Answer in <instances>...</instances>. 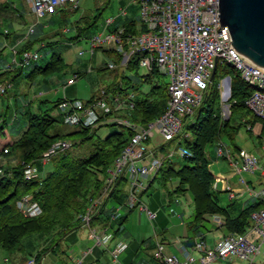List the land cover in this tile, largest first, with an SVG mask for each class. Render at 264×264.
I'll return each instance as SVG.
<instances>
[{"label":"built area","instance_id":"1","mask_svg":"<svg viewBox=\"0 0 264 264\" xmlns=\"http://www.w3.org/2000/svg\"><path fill=\"white\" fill-rule=\"evenodd\" d=\"M29 3L35 22L26 28L23 36L14 45H0V50L8 48V57L1 61L0 71H14L18 68L30 67L40 57L38 49L18 52L19 44L28 41L36 34V25L46 14L71 4L77 7L81 0H26ZM138 30L127 32L126 27L113 28L117 17L125 13L120 9L118 14L104 19L101 29L88 40V49L81 50L79 55L95 49L106 47L124 54V67L120 66L121 75L133 55H138L139 66L150 73L156 70L167 76V102L165 110L146 124H136L125 117L118 116L121 111L130 110L135 105V94L128 93L121 99V81L114 90L103 87L92 100H69L60 98L56 104L57 112L64 124L68 126H96L100 123H120L132 132L129 140L106 168L102 193L80 215L81 226L86 227L92 244L82 253L71 257L68 264H83L85 257L94 246L107 249L112 261L116 262L119 255L127 248V242L118 238L114 245L112 221L116 217L117 208L108 209L109 220L106 225H92V216L98 212L100 205L108 199L119 177L126 178V199L124 205L128 209H136L145 213L151 221L156 212L142 201V193L153 182L165 161L173 157H190L191 153L182 147L184 140L191 139L186 125L194 123L195 110L200 106L203 94L210 84V76L218 62L232 65L240 77L250 86L251 93L245 99V106L257 118L264 120V70L251 60L231 47V37L227 26L219 29L217 14L219 0H138ZM9 31L3 28L1 34L6 36ZM122 63V62H121ZM107 67L114 69L116 64L107 62ZM90 70V69H88ZM80 77L73 74L67 83ZM12 87V82H0V94H5ZM102 116L101 120L99 117ZM1 122V119H0ZM72 140L62 138L52 142L40 155L39 161L46 163L52 156L68 149ZM7 151V147L3 148ZM261 155L239 148L237 151L218 140L215 145V159H225L233 175L244 185L243 190L256 201L264 203V183L259 188L247 184L245 173H254L261 169L264 178V165ZM264 160V146H263ZM209 170V168H208ZM27 178H34L38 171L34 163H26L23 168ZM211 173V171L209 170ZM212 174V173H211ZM213 175V174H212ZM1 176V169H0ZM213 188H220L233 198L236 191L231 188L225 178L213 175ZM17 207L27 216L41 213L40 205L31 196H24L17 201ZM106 208V207H105ZM178 216H181L180 214ZM250 226L243 233L229 232L208 244L205 237L198 233L192 246L179 244L178 253H167L162 241L153 232L155 247L153 257L161 264H214L217 260L236 259L244 264H255L258 256L264 257V205L250 213ZM214 221L224 224L221 217ZM254 236L251 238L250 236ZM23 264H41L35 256L27 258Z\"/></svg>","mask_w":264,"mask_h":264},{"label":"trees","instance_id":"2","mask_svg":"<svg viewBox=\"0 0 264 264\" xmlns=\"http://www.w3.org/2000/svg\"><path fill=\"white\" fill-rule=\"evenodd\" d=\"M56 10L63 12L64 15H71L72 12L78 10V6L74 7L68 4ZM97 11V14L94 15L80 14L78 19H76V22H80V25L78 23L75 25L77 34L70 37V40H78L84 31H88L95 26L102 13V8H97ZM11 12L12 9H10L8 4L0 3V17H12ZM134 25L133 22L127 23L125 25L127 32L135 33L137 30ZM59 33L60 31H55L53 36ZM37 41L38 39L28 40L19 47L18 52L21 53L23 50L32 49ZM56 43H58V40L47 41L45 46L52 49V46ZM101 50L110 52L112 62L116 65L121 64L124 54H115L111 52V49L104 47ZM50 55V60L44 65L33 63L30 67H21L14 71H0V82H12L17 75L25 70L27 71L25 76L32 81L38 75L51 74L59 70L62 65H65L64 58L60 52L53 51ZM138 67L137 58L127 64V69L130 70ZM104 68H108L107 62H103L100 65V69ZM117 68L118 66L114 69ZM156 73L158 72L153 70L146 75H141L140 80L150 83L152 74ZM227 76L230 79L229 96L227 98L230 114L227 119H223L221 113L222 98L219 89L220 81L215 83L213 81L215 77L221 80ZM123 79L126 80L125 84L127 86L132 84L131 76L121 75L118 69L113 81L106 88L114 90L119 80ZM141 92L142 94L135 99V105L131 111L132 114L129 115L128 112L127 114H118V116L142 125L165 110L168 99L166 83H152L147 91ZM250 93V86L240 77L238 71L232 65L218 62L210 84L203 94L202 102L195 110L194 123L186 125V129L191 133V139L184 140L182 144L191 153V156L183 158L184 162L180 165H176L170 160L165 161L155 176L157 178L159 175L160 181L164 186L171 180H177L173 192H190L192 196L193 221L196 224L203 219L205 214L218 213L224 215V231L226 233L245 232L251 223L250 213L260 208L264 203L262 201L255 202L240 210L237 214L229 212L231 204L221 205L214 194V191H216L213 188L214 178L208 170L210 159L205 152V148L222 137H226L233 144V147H236L234 136L243 124L250 126V128L246 129L250 134L253 126L259 124L260 132L258 137L264 135V120L255 117L244 103ZM59 100L60 98L54 102L53 107L56 106ZM88 100H92V97ZM101 118L103 117L100 116L99 120ZM59 122L64 124L61 116L53 117L48 109L37 112L27 111V126L24 131L15 140L5 144V147H7L6 152L3 149L0 150V169L3 170V174L0 176V247L4 250L14 251L20 249L21 239L30 233L47 234L48 237L57 234L62 237L70 231L79 228L81 224L80 215L102 193L106 168L119 154L132 134L129 128L123 124L116 122L106 123L118 125L120 129L114 130L103 139H99L95 144H92L93 148L89 156H74L69 153L68 149L60 151L51 157L52 169L46 172L42 178H26L23 173L25 164L35 163L41 153L52 142L62 138L72 140L70 136L73 135L80 136L79 142H84L90 139L92 133L102 125L76 126L71 132H63L56 127V123ZM6 123L5 117L0 125L1 133H3ZM76 143L72 140V145ZM125 180V177L117 179L108 199L100 205L98 212L92 216V225L103 226L108 223L109 214L107 210L109 208H107V204L109 202L124 203L127 195ZM26 195H30L32 200L40 205L41 213L39 215H24L17 207V200ZM122 222L120 219L116 221V225L113 228L114 235H117L121 230ZM53 239L50 246H55L57 243ZM45 249L46 246L35 253V258L38 262H40Z\"/></svg>","mask_w":264,"mask_h":264},{"label":"rangeland","instance_id":"3","mask_svg":"<svg viewBox=\"0 0 264 264\" xmlns=\"http://www.w3.org/2000/svg\"><path fill=\"white\" fill-rule=\"evenodd\" d=\"M14 3L18 4L21 9H26L28 3L26 0H13ZM9 3L12 0H8ZM119 5L118 0H81L78 10H75L70 15V21L63 24H56L53 28L55 31H60L58 35L52 36L55 37V40H58V43L52 46V49L48 46H40V41L35 43L32 49H38L40 57L36 60V64L44 65L50 59V54L53 51L60 52L64 58L65 65H62L59 70L48 74V75H38L34 80H29L25 74L26 70L16 76L12 81L13 86L5 94H0V119L2 120L6 117V125L3 129L4 134L0 132V139L4 136L11 137L12 140H15L27 126V111L37 112L39 110L48 109L50 115L53 117H58L59 113L57 112L56 106L53 107L54 102L59 98H67L69 100H83L87 101L90 97L97 95L99 91L106 87L110 82L113 81L114 76L118 73L119 66H125L124 61L118 66L117 69L104 68L100 69V65L103 62L112 61L110 52H103L101 49H95L93 55H90L89 52H84L82 55H79L81 50L88 49V40L91 38L97 27H100L103 24V19H105L109 14L118 11L120 6L122 9L127 7V16L125 17L127 21L133 22L135 25H138V15L139 9L137 10V0H122V3ZM102 8V13L98 18L94 27L90 28L88 31H84L78 41L76 42H67L70 40V37H73L77 34V27H75L76 22L80 14L87 13L89 15L97 14V8ZM125 7V8H124ZM19 8V7H18ZM89 8L90 10L85 11L84 9ZM96 8V9H95ZM53 12V11H52ZM115 13H113L114 15ZM53 14L48 13L42 19L46 20L51 17ZM24 24L23 29L27 28L29 25L35 22V17L31 13H28L26 10L24 15ZM33 20V21H32ZM31 22V23H30ZM30 23V24H29ZM29 24V25H28ZM125 24V23H124ZM80 25V24H79ZM38 24L36 25L37 30ZM65 29L63 32L62 30ZM96 28V29H95ZM101 29V28H99ZM22 30V29H21ZM62 31V33H61ZM49 36V40L52 38ZM46 39V42L49 41ZM111 52L119 54L114 49H111ZM122 54V53H121ZM90 69V70H88ZM79 74L80 77L71 83H67L69 79L72 78L73 74ZM121 73V71H120ZM126 73V74H125ZM149 72L143 66H139L136 69H127L124 70L126 76H131V85L125 84V79L120 80L122 92L120 98L123 99L128 93H134L135 99L138 95H141L142 92L147 91L150 86L155 83L164 84L167 82V76L159 73L152 74L151 82L145 83L141 81L140 76L146 75ZM124 75V76H125ZM220 81L219 89L221 93V113L223 119H227L230 114L229 102L227 100L229 96V86L227 78L218 80V77H215L214 83ZM132 109L121 111L120 114H132ZM131 112V113H130ZM14 120V121H13ZM98 127L94 133H92L91 138L79 142L81 137L77 135L70 136L73 141L77 142L76 144L70 146L68 151L71 155L77 156H89L92 152V144H95L99 139H103L109 133L114 130H119L118 125H111L106 123ZM99 124V125H100ZM56 127L63 132H71L75 129L73 126L65 125L61 122L56 123ZM247 124H243L238 130L237 134L234 136V144L238 147L244 148L247 151H251L256 155L263 154L264 146V135L262 137H257L255 133H248L246 131ZM124 129V128H122ZM222 141L228 144L230 147H233V144L226 138L222 137ZM217 141L209 144L205 148V152L210 159L209 170L213 175H217L218 172H227L229 166L226 161L223 159L214 160L215 156V145ZM5 145V144H4ZM184 147V145H181ZM2 150V148H1ZM42 154V153H41ZM173 161L176 165L182 164L183 158L173 157ZM38 171V175L34 178H42L44 174L52 169L51 158L46 163H41L39 159L34 163ZM24 173V171H23ZM3 170L1 169V175ZM25 176V174H24ZM26 177V176H25ZM27 178V177H26ZM177 180H171L167 183L166 186L160 181L159 175L153 180L152 185L146 191L147 194L142 195V201L153 211L156 212V217L153 220H149L145 213H141V220L139 215L136 214L139 210L130 211L123 204H117L109 202L107 208H117L116 219L123 221L122 228L118 233V238L124 239L127 242V247L130 243L135 244V237L143 232L144 238L147 240L149 237H152L154 222L157 220L159 214H162L166 217V223L168 233L166 238L168 240L172 239L174 234H177L174 230L176 225L181 224V219L184 222L192 221V196L190 192L183 191L182 193L173 192V189L176 187ZM170 194V195H169ZM214 194L219 200V203L223 206H226L230 202L227 192H217L214 191ZM28 196V195H26ZM20 200V199H19ZM161 201L159 208H151L149 206L151 201ZM18 201V200H17ZM156 201V202H157ZM17 204V202H16ZM167 204V205H166ZM162 209V212H161ZM20 210V209H19ZM21 211V210H20ZM22 212V211H21ZM136 214V218H135ZM181 215V219L178 218V215ZM25 215V214H24ZM123 219V220H122ZM156 219V220H155ZM139 223V224H138ZM154 223V224H153ZM141 224V225H140ZM209 226V223H206ZM81 228L72 230L67 233L65 236L53 235L47 239V234L43 235L40 233H30L25 235L19 244L20 249L14 251H7L0 247V262H4V257L7 258L9 264H15L12 261L13 255L18 251L19 254L29 257L35 256V253L46 246L43 257L45 260L43 264H63L67 259V251L71 247H78L80 242H86L87 239V229L86 227L79 225ZM158 229L160 227L156 225ZM181 227V226H180ZM182 228V227H181ZM191 229V228H190ZM139 232V234H138ZM158 234L159 231H158ZM77 236V237H75ZM55 238V239H53ZM55 240L57 243L55 246H50L51 240ZM90 239V238H89ZM207 239L212 243V238L207 237ZM44 240H47L45 243ZM92 241V240H91ZM131 244V245H132ZM130 245V246H131ZM88 247V246H87ZM128 249V248H127ZM126 251V250H124ZM120 256V255H119ZM108 263H111L109 257H107ZM236 260V259H234ZM41 261V259H40ZM114 262V261H113ZM117 262V261H116ZM219 262V261H218ZM217 262V263H218ZM4 264V263H3ZM255 264H264V259L261 256H258L255 259Z\"/></svg>","mask_w":264,"mask_h":264},{"label":"crops","instance_id":"4","mask_svg":"<svg viewBox=\"0 0 264 264\" xmlns=\"http://www.w3.org/2000/svg\"><path fill=\"white\" fill-rule=\"evenodd\" d=\"M0 3L8 4L10 9H12V12H11L12 17L11 16L10 17H0V45H3L4 43H6L9 47L11 45H14V43H16L17 40L19 38H21L23 36L24 32L26 31V28L23 29V24L25 21L24 15H25L26 10L30 14L32 12H31V8H30L29 3L27 5L26 9H24V10L21 9L20 6H18V4L14 3L13 0L11 3H9L8 0H0ZM118 3H119V5H121L120 3H122V0H118ZM137 5H138V2H137ZM137 7H138L137 10H138L139 5ZM78 8H79V5H78ZM121 8H123V7L120 6L118 11L113 12V13H115L114 15L118 14V12L120 11ZM84 10L88 11L90 9L86 8ZM126 11H127V7L125 9V13L116 18L114 25L112 27H109L110 29L113 27H116V26H124L125 27V25L127 23H129V21H127V19L125 18L127 16ZM113 13L109 14L108 16L113 15ZM51 14H53V15L51 17H49L48 19H46V20L42 19L41 21H39L38 27L36 30V34L33 35L29 40H34V39H38V41L41 40L40 46H45L46 45V39L49 40L48 37L49 36L52 37L55 33V29L53 27L56 24H63L64 21H65V23L70 21V15H64L63 12H59L58 10H54L53 12H51ZM101 27H102V24L100 27H97V29L95 30V33L98 32L100 30L99 28H101ZM134 27L136 30H138V28H139L138 25H134ZM3 28L8 29L9 33L7 36H4L1 34ZM65 29L66 28H64L62 31L64 32ZM44 38H45V40H44ZM55 39H56L55 37H52L49 41H52ZM76 41H78V40H76ZM76 41L68 40L67 42L73 43ZM25 42H27V41H25ZM21 45L22 44H19L18 47H20ZM101 48H98V49H101ZM104 48H106V47H104ZM8 55H9V53H8L7 47L5 49L0 50V64H1V61L5 60L8 57ZM137 57H138V55H133L131 57L130 61L136 59ZM125 58H127V57L124 56V59ZM124 59H122V61H124ZM126 70H127V66H126ZM12 86H13V83H12ZM0 125H1V123H0ZM247 128H250V126L248 124H247ZM4 132L5 131L3 130V134H4ZM259 132H260V125L256 124L255 126H253L251 133H255L258 137ZM218 140H222V138H220ZM11 141H12V139L9 136H4V138H1L0 139V150L4 146V144L11 142ZM230 148L232 149V151H237L241 147L236 146V147H230ZM260 157H261L260 163H261V165H264L263 156L261 155ZM214 160L216 161L215 156H214ZM217 160H219V159H217ZM223 160H225V159H223ZM226 163L229 166L227 161H226ZM208 168H209V165H208ZM216 176L218 178H221V177L225 178L227 183H229L230 187L235 189V191H236L233 198H230L228 195V197L230 199V202L228 204H231V206L229 207V212L231 214H237L240 210L248 207L249 205H251L255 202H258L256 200H254L252 197H250V195L245 191V189L243 190L244 185L239 182L237 175H233L231 173L230 166H229V170L227 172H218V174ZM244 178L246 179L247 184H249L250 186H252L254 188H259L264 183V178L262 176L261 169H257L254 173H245ZM152 183H151V185H152ZM150 186H149V188H150ZM146 191L144 193H142V195L147 194ZM216 191L217 192H226L220 188H217ZM227 194H228V192H227ZM142 197L143 196H141V198ZM156 201H151L149 206L151 208H154V209L159 208V206H161L160 204L162 202L160 200L157 202ZM129 210L135 212L136 209H129ZM161 212H162V209H161ZM141 213H142V211L136 212V214L139 215L140 220L142 218ZM162 213L158 215V217L156 218L157 220L155 219L156 221L154 222L155 224L153 223L154 226H152V230H153V232H155L154 230H156L157 233L159 231L160 234H157V236L162 241L164 250L167 253H174V254L179 255L178 249H177V246L179 244L190 248L193 244V240H194L195 236L198 233L202 234L205 237L208 244H211V243L207 239V237H211L212 238L211 242H213L215 239L220 238L221 236L227 234L224 231V224L221 223L220 225H218L214 221V217L219 216V217H221V219L224 222L225 216L222 214H218V213L205 214L203 219L201 221H199L198 224H196L193 220L188 221V222H186V221L184 222V220L181 219V216H177L178 218L181 219L180 226L182 228L179 225H176L174 227V230L176 231L177 234H174L173 238L168 240L166 238V234L168 233V230H167L168 228L165 225L166 217ZM191 213L193 216V206H192V212ZM136 214H135V218H136ZM117 220L118 219L114 218V220L112 221L113 228L115 227ZM206 223H209V226ZM156 225H158L160 227V229H158L156 227ZM79 228H81V227H79ZM138 234H139V232H138ZM114 236L115 237H114L113 241L109 244V248H111L114 245L115 241L118 239V234L114 235ZM75 237H77V236H75ZM250 237L254 238V236H252V235ZM48 238H50V237L47 236V239ZM85 241L86 242H83V240H82V242H80L78 244L77 248L71 247L67 251V255H66L67 259L63 264H68L72 256L78 255L79 253H82L87 248V246L89 247L92 244L91 239H89V237H88V233H87V239ZM44 242L46 243L47 240H44ZM132 243L133 242H131L130 245ZM130 245H129V247H127L128 249L127 248L125 249L126 251H123L120 254L117 262L112 261L111 256L109 255L107 249H102L98 246H94L92 251L89 254H87V256L85 257L83 264H109L107 257L110 258L112 264H161L152 255L153 248L155 247L153 235H152V237H149V239L146 240L144 238L143 232H141L139 235H137L135 237V244H132L131 246ZM28 255H30V254H28ZM28 257L29 256H26V254H24V255L19 254V251H18L15 255H13L12 261L15 264H22ZM262 258L264 259V257H262ZM3 259H4V262H2V263L0 262V264H3V263L9 264V261L7 260L6 257H4ZM44 260H45V257L42 256L41 264H43ZM214 264H244V263L239 261V260L231 259V260H217L214 262Z\"/></svg>","mask_w":264,"mask_h":264},{"label":"water","instance_id":"5","mask_svg":"<svg viewBox=\"0 0 264 264\" xmlns=\"http://www.w3.org/2000/svg\"><path fill=\"white\" fill-rule=\"evenodd\" d=\"M218 12L217 29L227 26L231 47L264 70V0H219Z\"/></svg>","mask_w":264,"mask_h":264}]
</instances>
